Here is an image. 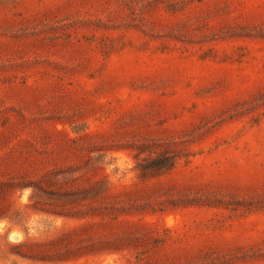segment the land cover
Instances as JSON below:
<instances>
[{"label":"rangeland","instance_id":"374dc122","mask_svg":"<svg viewBox=\"0 0 264 264\" xmlns=\"http://www.w3.org/2000/svg\"><path fill=\"white\" fill-rule=\"evenodd\" d=\"M0 264H264V0H0Z\"/></svg>","mask_w":264,"mask_h":264}]
</instances>
